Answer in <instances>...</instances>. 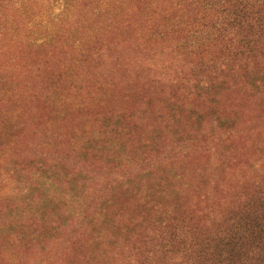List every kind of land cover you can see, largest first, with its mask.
Returning <instances> with one entry per match:
<instances>
[{
    "label": "rangeland",
    "instance_id": "obj_1",
    "mask_svg": "<svg viewBox=\"0 0 264 264\" xmlns=\"http://www.w3.org/2000/svg\"><path fill=\"white\" fill-rule=\"evenodd\" d=\"M237 1L0 0V264H264V0Z\"/></svg>",
    "mask_w": 264,
    "mask_h": 264
},
{
    "label": "trees",
    "instance_id": "obj_2",
    "mask_svg": "<svg viewBox=\"0 0 264 264\" xmlns=\"http://www.w3.org/2000/svg\"><path fill=\"white\" fill-rule=\"evenodd\" d=\"M231 1H233V5H234V7L236 8V4H238V1H237V0H231ZM259 2H260V0H259L256 4H254V5H250L249 3L244 2V8H245V10H246L248 16H251L252 14H255V13L251 10V8H252L253 6L259 4ZM234 23L236 24L235 20H234ZM235 35H236V34H235V31H233V34H232V35L230 34V36H231L230 39L235 38Z\"/></svg>",
    "mask_w": 264,
    "mask_h": 264
}]
</instances>
